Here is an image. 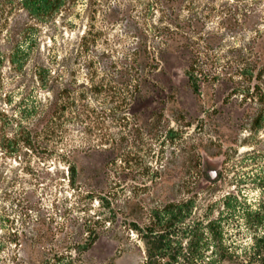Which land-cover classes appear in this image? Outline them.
<instances>
[{
  "label": "rangeland",
  "instance_id": "obj_1",
  "mask_svg": "<svg viewBox=\"0 0 264 264\" xmlns=\"http://www.w3.org/2000/svg\"><path fill=\"white\" fill-rule=\"evenodd\" d=\"M237 3L243 7L247 0H197L199 8L193 16L179 4L150 10L137 1L116 24L99 17L96 30L101 34H88L98 40L90 55L79 54L89 27L86 18L75 19L71 28L44 27L41 34H0V54H9L11 48L31 53L24 68L5 61L0 69V109L7 114L0 116V264H51L56 252L64 250L60 248L63 238L75 235L73 230L88 220L100 222L101 237L79 264H143L146 228L154 223L155 212L170 204L193 196V219L217 215L229 195L238 197L242 206L246 201L264 204V120H260L264 118L260 101L264 76L257 79L259 67L252 71L244 62L257 59L254 55L264 58V34L243 24L225 27L223 11L226 5ZM167 17L187 33L181 34L186 52L196 50L215 61L219 58L220 63L206 65L210 78L199 90L188 79L187 57L134 68L136 78L144 76L143 86L121 88L127 99H119L117 118L106 123L116 148L113 163L111 145L101 144L95 136L85 143L76 127L58 145L47 132L32 130L24 137L20 122L31 127L32 119L25 117L50 96L36 81V63L56 70L60 68L58 56H69L74 62L79 56L73 66L80 80L88 83V102L91 107L100 106L91 89L116 73L106 66L113 61L119 66L139 48L143 56L166 48L159 34H138L131 21L160 25ZM259 28L264 29L263 22ZM178 47L173 44L168 52ZM89 56L96 64L88 68ZM248 76L254 79L247 80ZM135 90H140L137 95ZM112 94L110 90L101 98ZM29 136L34 137L35 146L23 148L22 140ZM96 145L99 150H94ZM73 149L79 167L74 187L62 160ZM210 170L215 172L213 177ZM35 202L42 206L48 222V228L36 231L42 240L31 228L37 212L27 210ZM215 202L217 210L212 211ZM25 218L30 225L24 223ZM135 224L143 234L135 230ZM15 231L20 233L18 243ZM248 237L243 231L242 240L250 242Z\"/></svg>",
  "mask_w": 264,
  "mask_h": 264
},
{
  "label": "trees",
  "instance_id": "obj_2",
  "mask_svg": "<svg viewBox=\"0 0 264 264\" xmlns=\"http://www.w3.org/2000/svg\"><path fill=\"white\" fill-rule=\"evenodd\" d=\"M137 1L146 4L150 10L156 7L172 8L179 4L184 8L188 7L193 12V16H196L199 8L197 0H153L150 2L149 0H120L118 2L111 0H0V34H41L44 27L53 28L62 25L71 28L76 25L75 19L86 18L89 27L86 26L88 30L84 31L81 39L79 54L80 56L84 53L90 55L91 46L98 40L96 35L90 37L88 34H101L100 30H96L99 17L103 16L109 23L116 24L123 14L132 11ZM206 9L210 10V7ZM223 12L225 14L222 23L225 27L237 28L243 24L249 29H255L257 34H264V29L259 28V24L264 23V0H247L243 7L238 3L232 7L226 5ZM206 13L209 14L208 11ZM131 23L138 34H149V31L159 34L157 36H160L166 48L154 53L144 52L145 56L139 48L134 51L133 56L121 60L119 66L118 62L114 61L106 66L108 69L114 68L116 73L111 77L107 76L108 82H98L92 85L91 91L94 92L100 104L96 107H91L88 102V83L80 80L77 68L73 66L79 63V56L78 61L75 62L69 56L65 58L58 56L57 64L60 68L56 70L48 64L36 63V81L40 88L50 96L46 101L40 100L25 117L32 119L29 123L31 127L24 126V121L20 122L24 137L32 130L47 132L52 134L54 143L58 145L65 143L70 128L76 127L82 133L85 143L89 137L95 136L101 144L111 145L109 150L113 163L116 159V148L112 147L114 138L107 130L106 123L110 119L113 121L117 118L115 104L119 102V99L123 97L122 102L127 99V96L121 94V88L133 85L138 88L143 86L144 76L140 78L141 83H139V78L133 75L134 68L141 63L146 66L151 62L165 64L187 57L188 79L191 85L199 90L210 78L205 71L206 65L210 61L220 63L219 58L215 61V58L205 56L196 50L186 52L184 47L187 46L182 45L185 40L181 34L187 33L182 32L183 27L179 22L178 24L172 22L168 17L162 19L160 25L147 23L141 26L140 22L135 19ZM173 44L179 45L178 49L174 53L168 52ZM30 56L31 53L26 50L11 48L9 54H0V69L5 61L22 69L26 66ZM254 56L257 59L250 57V60H244V62L251 66L252 71L259 67L260 73L257 79H262L264 58L259 55ZM91 57L89 56L87 60L88 68L96 64L94 60H90ZM253 79L254 76L247 77V80ZM109 85L113 86L107 88ZM110 90L113 92L112 95L107 96L106 99L101 98L103 93L110 94ZM139 91L135 90V94L137 95ZM135 94L132 96L134 97ZM260 101L264 104V94L260 97ZM107 103L110 106L104 107ZM22 113L26 115V110ZM0 116L7 117V114L0 109ZM261 119L264 120L262 116ZM260 120L258 119L257 123ZM22 142L23 148L32 149L35 146V139L31 136L27 140L23 139ZM94 150H99V145H96ZM75 152L76 150L73 149L69 154L61 156L68 166L73 187L76 186L79 174ZM194 206L195 199L192 196L183 202L170 204L164 210L155 212L154 223L146 228L147 232L143 236L147 245V257L143 264H264V204L254 206L246 201L242 206L238 197L229 195L223 200L217 215L210 214L212 217L207 215L193 219L191 217ZM27 207L28 212H37V218L32 221L31 228L35 237L42 240V236L36 231L48 228L43 208L39 202L29 204ZM216 207L215 202L210 209L214 211L217 210L214 209ZM24 223L30 225L31 221L25 218ZM99 227L100 222L88 220L73 230L72 233L75 235H66L60 246L64 250L56 252L53 258L55 261L51 264L81 263L84 254L91 250L100 239ZM135 230L143 234V229L137 224H135ZM243 231L250 235L248 237L250 242L242 240ZM14 233L17 237L14 242L18 243L20 233L17 231Z\"/></svg>",
  "mask_w": 264,
  "mask_h": 264
},
{
  "label": "water",
  "instance_id": "obj_3",
  "mask_svg": "<svg viewBox=\"0 0 264 264\" xmlns=\"http://www.w3.org/2000/svg\"><path fill=\"white\" fill-rule=\"evenodd\" d=\"M210 174H211V176L213 177V176L215 175V172L212 171V170H210Z\"/></svg>",
  "mask_w": 264,
  "mask_h": 264
}]
</instances>
